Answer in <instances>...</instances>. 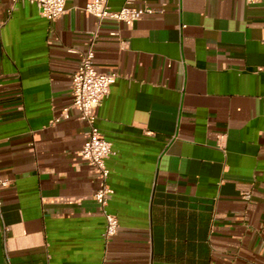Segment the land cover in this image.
<instances>
[{
  "label": "crops",
  "instance_id": "0c3cea01",
  "mask_svg": "<svg viewBox=\"0 0 264 264\" xmlns=\"http://www.w3.org/2000/svg\"><path fill=\"white\" fill-rule=\"evenodd\" d=\"M87 1L49 21L0 0V264H263L264 2L131 0L154 11L126 24ZM70 48L117 74L94 109L114 152L108 241Z\"/></svg>",
  "mask_w": 264,
  "mask_h": 264
},
{
  "label": "built area",
  "instance_id": "2783aa9c",
  "mask_svg": "<svg viewBox=\"0 0 264 264\" xmlns=\"http://www.w3.org/2000/svg\"><path fill=\"white\" fill-rule=\"evenodd\" d=\"M16 1L18 0H12L13 3ZM27 1L34 4L39 14L49 21L59 18L65 12L66 0ZM246 1L250 3L264 2V0ZM83 11L98 20L109 18L121 23L132 24L144 14L152 13L154 9L146 6L137 7L133 5L131 0H127L119 9L114 10L109 6L107 0H88L83 7ZM2 24L3 22H0V26ZM68 52L77 54L79 57L77 69L71 78V106L78 112L79 118L86 120L90 125L77 155L95 170L100 179L99 186L93 193V197L104 216L105 224L102 236L105 241H108L116 235L119 227L118 217L107 210L111 190L107 182L110 170L106 161L114 152L111 142L101 134L98 127L94 124L96 119L94 109L108 96L110 87L115 82L117 74L97 71L93 64L94 51L90 48L85 51L70 48ZM7 183L8 181L0 179V187L7 185ZM242 197L245 200L250 199V192L245 191L242 193ZM0 223L4 255L7 259L6 234L9 228L3 221L1 197Z\"/></svg>",
  "mask_w": 264,
  "mask_h": 264
}]
</instances>
